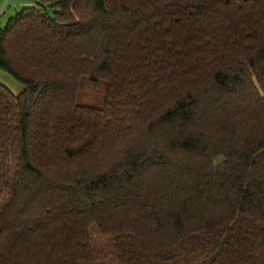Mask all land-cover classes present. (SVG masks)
Wrapping results in <instances>:
<instances>
[{"label":"trees","instance_id":"1","mask_svg":"<svg viewBox=\"0 0 264 264\" xmlns=\"http://www.w3.org/2000/svg\"><path fill=\"white\" fill-rule=\"evenodd\" d=\"M0 70L1 264H264V0H34Z\"/></svg>","mask_w":264,"mask_h":264},{"label":"rangeland","instance_id":"2","mask_svg":"<svg viewBox=\"0 0 264 264\" xmlns=\"http://www.w3.org/2000/svg\"><path fill=\"white\" fill-rule=\"evenodd\" d=\"M7 2H8V0H7ZM13 3H14L13 0H9V3L6 6L5 5L6 0H0V26L1 27H5L7 25L9 18L11 16L15 15L16 12L21 10L20 8H14V7L10 8L11 5L13 6ZM3 7H4V9H3ZM18 9H20V10H18ZM16 10H18V11H16ZM1 75H4L5 77H7V80L10 84H12L13 82L18 84L12 76H10V75H8V74H6L0 70V76ZM8 87H11V85ZM90 106H92L94 108H98L101 106V104H90Z\"/></svg>","mask_w":264,"mask_h":264},{"label":"crops","instance_id":"3","mask_svg":"<svg viewBox=\"0 0 264 264\" xmlns=\"http://www.w3.org/2000/svg\"><path fill=\"white\" fill-rule=\"evenodd\" d=\"M13 1H14L13 6L11 5L10 8L14 7V8L23 9L25 7H31L34 5V0H13ZM8 3H9V0H8V2L6 0L5 5L7 6ZM3 9H4V7H3ZM20 9H18V10H20ZM18 10H16V11H18ZM0 84L6 86L15 95H20L24 91L23 88L19 84H16L15 82L10 84L7 80V77H5L4 75L0 76ZM10 85H11V87H8ZM0 264H1V258H0Z\"/></svg>","mask_w":264,"mask_h":264}]
</instances>
